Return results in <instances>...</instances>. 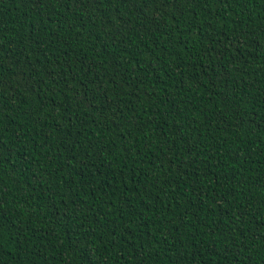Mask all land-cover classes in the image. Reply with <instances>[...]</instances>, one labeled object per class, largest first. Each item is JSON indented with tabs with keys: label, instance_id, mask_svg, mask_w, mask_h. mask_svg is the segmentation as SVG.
I'll use <instances>...</instances> for the list:
<instances>
[{
	"label": "trees",
	"instance_id": "trees-1",
	"mask_svg": "<svg viewBox=\"0 0 264 264\" xmlns=\"http://www.w3.org/2000/svg\"><path fill=\"white\" fill-rule=\"evenodd\" d=\"M0 264H264V0H0Z\"/></svg>",
	"mask_w": 264,
	"mask_h": 264
}]
</instances>
